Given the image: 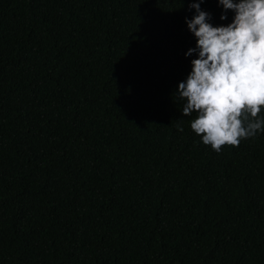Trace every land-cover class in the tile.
Returning a JSON list of instances; mask_svg holds the SVG:
<instances>
[{
	"label": "trees",
	"instance_id": "16d2710c",
	"mask_svg": "<svg viewBox=\"0 0 264 264\" xmlns=\"http://www.w3.org/2000/svg\"><path fill=\"white\" fill-rule=\"evenodd\" d=\"M190 2L0 0V264H264V132L217 153L175 96Z\"/></svg>",
	"mask_w": 264,
	"mask_h": 264
},
{
	"label": "clouds",
	"instance_id": "9594fccd",
	"mask_svg": "<svg viewBox=\"0 0 264 264\" xmlns=\"http://www.w3.org/2000/svg\"><path fill=\"white\" fill-rule=\"evenodd\" d=\"M204 2L189 3L195 14L185 23L196 44L184 55L196 58L175 96L183 101L184 117L195 114L190 128L219 153L224 145L237 147L264 132V0H217L220 20L229 11L233 16L227 25L216 26L201 10Z\"/></svg>",
	"mask_w": 264,
	"mask_h": 264
}]
</instances>
